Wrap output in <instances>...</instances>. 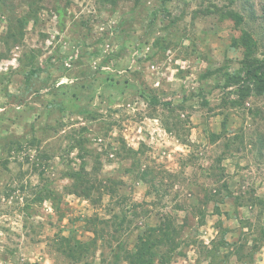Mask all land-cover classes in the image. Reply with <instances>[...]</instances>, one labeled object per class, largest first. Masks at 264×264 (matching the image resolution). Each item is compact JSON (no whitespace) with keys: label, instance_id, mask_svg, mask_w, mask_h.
Listing matches in <instances>:
<instances>
[{"label":"rangeland","instance_id":"374dc122","mask_svg":"<svg viewBox=\"0 0 264 264\" xmlns=\"http://www.w3.org/2000/svg\"><path fill=\"white\" fill-rule=\"evenodd\" d=\"M263 10L0 0V264H264Z\"/></svg>","mask_w":264,"mask_h":264},{"label":"trees","instance_id":"16d2710c","mask_svg":"<svg viewBox=\"0 0 264 264\" xmlns=\"http://www.w3.org/2000/svg\"><path fill=\"white\" fill-rule=\"evenodd\" d=\"M232 19L236 24L242 21V17L236 14L232 16ZM239 40L244 48V56L239 69L234 73L227 74L224 86H235L234 93H237L239 98L251 94L264 95V60L254 57L255 41L249 33L243 32ZM84 190L87 189L84 188ZM141 248L145 249L144 245ZM137 258L138 262H141V253Z\"/></svg>","mask_w":264,"mask_h":264}]
</instances>
